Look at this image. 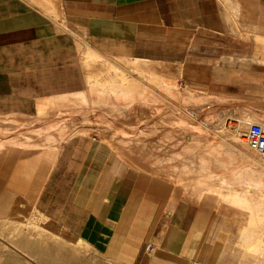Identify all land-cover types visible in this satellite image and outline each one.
<instances>
[{
	"label": "crops",
	"instance_id": "0c3cea01",
	"mask_svg": "<svg viewBox=\"0 0 264 264\" xmlns=\"http://www.w3.org/2000/svg\"><path fill=\"white\" fill-rule=\"evenodd\" d=\"M104 52L130 59L127 75L169 84L180 76L192 89L217 93L242 77L264 87V0H0V173L7 167L8 183L37 189L40 214L74 235L79 252L104 255L108 264H175L146 259L143 241L169 242L189 230L192 206L102 139L63 141L62 125L80 121L67 109L95 107V85L115 83L112 68L121 66ZM121 78L128 87L146 85L141 76ZM22 124L56 130L32 136ZM87 262L77 256L73 264Z\"/></svg>",
	"mask_w": 264,
	"mask_h": 264
},
{
	"label": "rangeland",
	"instance_id": "374dc122",
	"mask_svg": "<svg viewBox=\"0 0 264 264\" xmlns=\"http://www.w3.org/2000/svg\"><path fill=\"white\" fill-rule=\"evenodd\" d=\"M104 55L121 66L112 68L115 83L95 85V92L90 93V99L95 96V107L67 109L69 114L65 115L72 116L73 120L87 121L88 115L94 114L96 122H65L63 141L68 142L77 135L95 136L109 143L128 163L127 158L136 156L138 163L151 166L150 171H141L144 177L152 179L161 191L170 188L175 192L176 201L184 200L192 206L194 223L189 230L176 232L169 242L168 236L157 243L151 237L143 241L146 259H173L175 264H264V250L253 253L240 246L251 242L242 235L240 226L248 218L249 210L238 209L230 203L235 196H240L264 208V172L254 159L263 163L264 160L250 147L247 153H242L229 141L239 119L264 123V87L260 81L249 83L242 77L241 83L232 86V90L219 93L196 90L184 85L180 76L169 84L157 75L138 71L127 75L123 68L130 59L105 52ZM99 61L111 66L105 58ZM140 76L146 85L128 87L121 80V77ZM152 78L155 81L150 83ZM84 82L88 83L81 75L80 83ZM19 127L32 136L43 137H50L56 130V125L51 124ZM2 129L0 125V132ZM213 142L224 149L215 148ZM46 143L50 141L44 139L43 144ZM6 169L0 173L4 177L0 182V206L4 205L0 207V264H73L77 256L87 257V264L109 263L104 255L91 250L79 252L80 245L74 235L40 214L37 189L14 187L13 182L8 183ZM158 171L164 176H159ZM135 228L140 230L138 225ZM252 234L264 240V229H255ZM219 238L224 240L222 247H219ZM149 243L154 246L152 252L147 250ZM188 243L190 246L185 251ZM197 247L203 248L200 254L196 252ZM41 248L42 251L36 252Z\"/></svg>",
	"mask_w": 264,
	"mask_h": 264
},
{
	"label": "bare ground",
	"instance_id": "6f19581e",
	"mask_svg": "<svg viewBox=\"0 0 264 264\" xmlns=\"http://www.w3.org/2000/svg\"><path fill=\"white\" fill-rule=\"evenodd\" d=\"M96 64H98V63H96ZM115 65V64H114ZM102 68V67H101ZM97 70V69H96ZM98 71V70H97ZM99 72V71H98ZM97 72V73H98ZM97 73H95V75L97 74ZM89 77V76H88ZM94 77V76H93ZM95 78H97L96 76H95ZM134 82V81H133ZM136 82V81H135ZM134 82V84H136ZM132 83V82H131ZM138 84V83H137ZM140 85V84H139ZM180 101V100H179ZM167 105V104H166ZM187 109V108H186ZM186 111V110H185ZM177 112V111H176ZM179 113V112H178ZM259 120V119H258ZM251 121H247V120H244V119H239V122H237V126H234L233 127V130H231L232 131V133H231V136L229 135V137H230V143L234 146V148H236V149H238L240 152H242V153H247V150H248V147H250L249 146V144L246 142V139H245V137H244V133L247 131V125H249V124H253L252 122L250 123ZM256 122V121H255ZM260 122H262V121H260ZM204 124V123H203ZM256 124H259L258 122L256 123ZM260 125L261 126H263L264 127V123H260ZM222 135V134H221ZM228 138V137H227ZM227 140V139H226ZM216 142V141H215ZM215 142H213V146L216 148V147H218L217 145L219 144V143H217V144H215ZM219 142V141H218ZM221 143V142H220ZM142 144V143H141ZM223 144V143H222ZM222 144H220V145H222ZM225 145V144H224ZM201 147V146H200ZM220 147V146H219ZM218 147V148H219ZM225 147V146H224ZM215 148H211L212 149V153L214 154V153H216V150H215ZM221 148V147H220ZM251 148V147H250ZM143 149V148H142ZM146 149V148H145ZM221 149H224V148H221ZM252 149V148H251ZM149 150V149H148ZM253 150V149H252ZM209 151H211V150H209ZM254 151V150H253ZM255 152V151H254ZM208 153V152H207ZM256 153V152H255ZM212 154V155H213ZM257 154V153H256ZM209 156H210V154H208ZM218 155V154H217ZM258 155V154H257ZM219 156V155H218ZM259 156V155H258ZM214 157V156H213ZM260 157V156H259ZM144 158H146V157H144ZM143 157L141 158V159H144ZM148 158V157H147ZM261 158V157H260ZM128 159V161H129V164L131 165V166H133V167H135L136 169H138V170H140V171H142V172H146V171H150L151 170V166H150V164H147V163H138L137 162V158H136V156H130L129 158H127ZM149 159H151V158H149ZM262 159V158H261ZM203 160H205L206 162H207V160H206V158H204L203 157ZM202 160V161H203ZM145 161H147V160H145ZM222 161H225V159L223 160L222 159ZM229 161H227V163H228ZM254 162H255V164L256 165H260L262 168L264 167V163L263 162H259V161H257L256 159H254ZM148 163H151V162H148ZM172 163V162H171ZM202 163V162H201ZM205 163V162H204ZM239 163H241V162H239ZM207 164V163H206ZM226 164V163H225ZM230 164V163H229ZM175 170V169H174ZM228 170V169H227ZM230 171V170H229ZM228 171V172H229ZM231 171H233V170H231ZM176 172V171H175ZM227 173V172H226ZM230 173V172H229ZM157 174L159 175V176H164V175H162L163 173H161V172H157ZM225 174V173H224ZM223 174V175H224ZM231 174H234V172L233 173H231ZM236 174V173H235ZM210 175V174H209ZM219 175H221V174H219ZM178 177H180L179 175H177ZM216 176V175H215ZM242 175H240V177H241ZM197 177V176H196ZM203 177H204V175H203ZM211 177V176H210ZM232 177H234V175L232 176ZM182 178V177H181ZM214 178V177H213ZM177 179V178H176ZM202 179V178H201ZM201 179H199V181L201 180ZM204 179H207V177L206 178H204ZM178 180V179H177ZM181 180V179H180ZM203 180V179H202ZM196 181V180H195ZM194 181V182H195ZM197 181H198V179H197ZM179 182V181H178ZM177 184V183H176ZM181 183H179V185H180ZM215 194V193H214ZM218 199V198H217ZM219 201V200H218ZM230 203H231V205H233V206H235V207H237L238 209H246V210H249V215H247V219H246V221L242 224H240V226H241V233H242V235L243 236H247V238H250L251 239V242H250V244H246V242H244V243H242L240 246H242L243 248H245V249H248L249 251H252L253 253H259L261 250H264V240H263V237L262 236H260V237H257V236H255V235H253L252 234V231L253 230H255V229H264V208H262L259 204H252V202L251 201H249V200H244V199H242L240 196H235L234 198H233V200L232 201H230ZM231 207V206H230ZM18 211V210H17ZM17 211H15V212H17ZM241 212V211H240ZM254 212H256V213H254ZM260 212H263V214H261ZM242 213V212H241ZM252 230V231H251ZM240 233V234H241ZM250 233V235H252V236H248V234ZM246 238V237H245ZM37 249V248H36ZM44 250V249H43ZM53 250V249H52ZM39 251H42V248H41V250L39 249L38 251L36 250V252H39ZM35 253V252H34ZM58 253V252H57ZM57 256V255H56Z\"/></svg>",
	"mask_w": 264,
	"mask_h": 264
},
{
	"label": "built area",
	"instance_id": "2783aa9c",
	"mask_svg": "<svg viewBox=\"0 0 264 264\" xmlns=\"http://www.w3.org/2000/svg\"><path fill=\"white\" fill-rule=\"evenodd\" d=\"M244 137L249 146L264 160V127L256 123L250 124ZM147 250H154L152 243L147 245Z\"/></svg>",
	"mask_w": 264,
	"mask_h": 264
}]
</instances>
